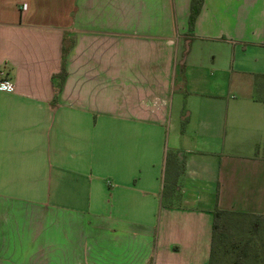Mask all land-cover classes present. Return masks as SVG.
I'll list each match as a JSON object with an SVG mask.
<instances>
[{"label":"crops","instance_id":"1","mask_svg":"<svg viewBox=\"0 0 264 264\" xmlns=\"http://www.w3.org/2000/svg\"><path fill=\"white\" fill-rule=\"evenodd\" d=\"M190 3L0 0V264H209L215 210L212 264H246L229 230L264 233V0H204L192 32Z\"/></svg>","mask_w":264,"mask_h":264},{"label":"trees","instance_id":"2","mask_svg":"<svg viewBox=\"0 0 264 264\" xmlns=\"http://www.w3.org/2000/svg\"><path fill=\"white\" fill-rule=\"evenodd\" d=\"M204 0H191L190 3V15H189V22H188V31L192 32L195 19L200 12V9L202 7ZM67 34H64V37L62 39V47H61V68L60 72L55 75L52 79H54V82L56 80V89L59 90L62 88V85L64 83V80L66 78V69H65V61L66 56L68 52L70 51L73 39L72 38H66ZM183 171V166L181 162L178 160L177 156L174 154H168L166 157V163H165V174H164V186L162 191V198L167 201L169 199L173 192L175 191V185L177 178ZM214 221H213V233H212V249H211V256H210V263L212 264V258L213 253L215 251V245L216 242L223 243V232L225 229V225L221 223V216L223 215V212L215 210L214 211ZM258 225L256 221H253L252 223H249L250 229L249 231L254 232L255 225ZM244 253V252H243ZM246 253V252H245ZM245 255V254H244ZM257 258V256H256ZM243 259V256H242ZM236 262H241V256H238ZM260 264H264V249H263V258L260 261Z\"/></svg>","mask_w":264,"mask_h":264},{"label":"rangeland","instance_id":"3","mask_svg":"<svg viewBox=\"0 0 264 264\" xmlns=\"http://www.w3.org/2000/svg\"><path fill=\"white\" fill-rule=\"evenodd\" d=\"M181 126V124H180ZM172 154V153H171ZM248 219L243 221H239L236 219H232V227H230L229 231L232 233L229 235L236 244H239L241 253L244 251V246L248 245V260H246V264H260L261 259L263 258V250H262V242L264 240H260V235L264 236L263 231H259L258 235L255 232L249 231L248 227ZM240 222V223H239ZM234 227V228H233ZM233 228V229H232ZM242 235V236H240ZM233 237V238H232ZM260 242V243H259ZM257 243H259V247L257 248ZM237 253V252H236ZM240 253V252H239ZM244 255V253H243ZM257 256V259H256ZM255 257V258H254Z\"/></svg>","mask_w":264,"mask_h":264},{"label":"built area","instance_id":"4","mask_svg":"<svg viewBox=\"0 0 264 264\" xmlns=\"http://www.w3.org/2000/svg\"><path fill=\"white\" fill-rule=\"evenodd\" d=\"M25 6L23 7V9ZM14 91V85L9 81L6 72L0 68V92L12 93Z\"/></svg>","mask_w":264,"mask_h":264}]
</instances>
